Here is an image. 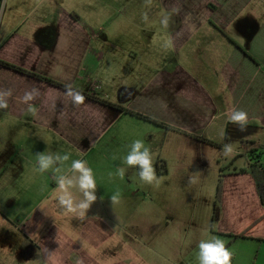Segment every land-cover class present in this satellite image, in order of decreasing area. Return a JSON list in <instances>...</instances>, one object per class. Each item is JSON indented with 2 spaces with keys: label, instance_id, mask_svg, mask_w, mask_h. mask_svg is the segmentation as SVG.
Segmentation results:
<instances>
[{
  "label": "crops",
  "instance_id": "0c3cea01",
  "mask_svg": "<svg viewBox=\"0 0 264 264\" xmlns=\"http://www.w3.org/2000/svg\"><path fill=\"white\" fill-rule=\"evenodd\" d=\"M258 4L0 0V88L12 90L9 107L0 110V264H137L141 226L170 234L168 222L139 221L132 200L155 191L133 186L144 182L123 158L141 139L153 154L158 182L182 181L194 154L201 159L207 148L216 150L207 142L224 146L221 138L237 127L228 120L232 109L248 113V131H264V20ZM38 77L70 84L114 108L87 97L73 106L65 90ZM33 85L40 91L33 101L36 117L22 101ZM251 138L240 137L242 151L230 155L232 169L215 159L214 189L224 170L221 203L202 211V223L194 226L201 236L179 249V264H198L197 245L209 236L241 250L231 264H264V209L252 178L236 173L246 166L250 143L264 146ZM41 152L71 153L63 166L68 175L75 159L93 169L98 199L83 218L58 207L53 172L38 171ZM121 167L123 179L117 175ZM161 170L166 173L159 175ZM71 191L82 198L78 189ZM115 193L119 202L111 205ZM32 194L38 200L27 205ZM170 216L167 210L164 219ZM167 234L160 239L168 252Z\"/></svg>",
  "mask_w": 264,
  "mask_h": 264
},
{
  "label": "rangeland",
  "instance_id": "374dc122",
  "mask_svg": "<svg viewBox=\"0 0 264 264\" xmlns=\"http://www.w3.org/2000/svg\"><path fill=\"white\" fill-rule=\"evenodd\" d=\"M258 3L259 7H261L260 9H263L262 20H264V0H258ZM246 135L248 137L252 136L251 139L256 142H264V131L246 130L241 132L237 127L233 126L228 128L227 138H221L219 142L233 143L235 150L240 152L242 151V146L238 142H241V136ZM206 153L202 155L201 159L198 154H194L195 162L190 165V170L187 171L182 181L166 179L164 182L161 181V183L158 182L152 185L146 183L143 186L136 183L133 184L134 187L141 191L148 188H153L155 191V194L149 198L145 195H140L136 200H132V204L139 207V221L142 222L145 221L144 218H151L158 224H163V222L166 224L168 222L170 225V234L164 233L163 227L153 231L143 228V226L139 228L137 264H179V257L176 254L179 249L190 248L194 243L191 240L201 236V230L197 231V227L194 226L202 223V211L208 209V203L212 204L211 209L213 210L214 184L216 181L214 161L219 157L221 160L220 167H224V170L232 169L231 163L234 162L233 160L230 162V155H224L223 147L216 148V150L207 148ZM235 161L236 166H240L243 162L240 157L236 158ZM210 168H212V171H210ZM25 199L27 205H32L38 200V196L32 194ZM167 210H170L171 216L164 219V213ZM196 233L197 235L195 236ZM166 234L171 240L168 252L166 249L164 250L166 246L162 245L160 239ZM231 251L233 258L237 262L238 255L242 254L241 250Z\"/></svg>",
  "mask_w": 264,
  "mask_h": 264
},
{
  "label": "clouds",
  "instance_id": "9594fccd",
  "mask_svg": "<svg viewBox=\"0 0 264 264\" xmlns=\"http://www.w3.org/2000/svg\"><path fill=\"white\" fill-rule=\"evenodd\" d=\"M150 4L151 0H146ZM143 20L148 21V14L144 13ZM164 27L168 26V17L161 20ZM170 42L166 41L164 47H168ZM65 96L69 98L73 106H80L85 102V96L72 85L65 86ZM40 95L39 88L35 85L26 91L22 97L23 103L27 106L26 112L31 116H37V109L33 101ZM12 96L11 89L0 88V110L9 107L8 99ZM230 123L237 126L238 130L245 132L249 123L248 113L243 110L232 109L228 115ZM220 135L225 136L224 131ZM128 152L123 158V163L129 168H137L139 170V178L148 185L158 183V177L154 167V157L149 147L143 140L136 139L128 146ZM235 151L233 143H225L223 153L225 156L231 155ZM71 158V153H37L38 171L45 173L53 172L56 181V191L58 193L56 202L58 207L66 213H79L83 218L88 213L91 206L97 201V183L93 169L88 166L87 161L83 159H75L71 161L69 172L71 175L63 172V166ZM126 169L121 167L117 170V175L123 179ZM194 182V181H191ZM78 189L82 198L77 199L73 196L71 189ZM119 193L110 196L111 205L119 202ZM103 199V197H101ZM197 259L198 264H231L233 253L226 246L223 239L218 236H209L207 239L199 241Z\"/></svg>",
  "mask_w": 264,
  "mask_h": 264
},
{
  "label": "trees",
  "instance_id": "16d2710c",
  "mask_svg": "<svg viewBox=\"0 0 264 264\" xmlns=\"http://www.w3.org/2000/svg\"><path fill=\"white\" fill-rule=\"evenodd\" d=\"M2 65H4L5 67H9L7 64H4V63H2ZM19 71H21V70H19ZM38 78L43 80V81H45V82H49V83H51L52 85H55L58 88L66 90L64 85L53 83L50 80H48L46 78H43V77H38ZM83 95L85 97H87V98L99 101V103H101L104 106H107V107H110V108H114L113 105H111L106 100H98L97 98H94L93 96H86L85 94H83ZM127 113H129L130 115H134L135 117L144 119L146 121L155 123L154 121H152V120H150V119H148L146 117H143V116H141L139 114H133L130 111H128ZM207 143L211 147L219 148V146L214 144V143H211V142H207ZM245 158H246V166H245V168L243 170L237 171L236 173L237 174H247V175H249L252 178L253 183H254L255 192H256V195H257V198H258V201H259V204L264 209V146L255 145L254 143H250V148L246 152ZM165 173H166V170H161L159 172V175H164ZM223 176H224V170L221 169L219 171V175H218V179H217V183H216V187H215L214 211L218 208V206L221 203L222 178H223ZM263 217H264V215H263ZM232 237L235 238V239H238V238H243L244 235L240 234L238 236H232Z\"/></svg>",
  "mask_w": 264,
  "mask_h": 264
}]
</instances>
